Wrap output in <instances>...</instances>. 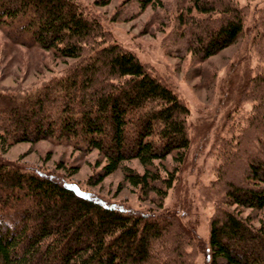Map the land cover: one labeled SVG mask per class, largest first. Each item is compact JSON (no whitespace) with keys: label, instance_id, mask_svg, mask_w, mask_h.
<instances>
[{"label":"trees","instance_id":"16d2710c","mask_svg":"<svg viewBox=\"0 0 264 264\" xmlns=\"http://www.w3.org/2000/svg\"><path fill=\"white\" fill-rule=\"evenodd\" d=\"M192 2L207 10L200 0ZM223 6L225 14L196 38L194 48L203 58L243 30L240 8L229 0ZM4 24L27 35L28 44L77 62L35 92L0 89L1 141L48 138L84 151L96 148L105 163L94 182L137 158L145 171L122 166L125 180L155 193L164 192L156 180L171 186L172 177L160 179L157 168L150 170L154 160L187 148L188 109L166 84L132 52L103 43L99 22L76 0H0ZM256 131L264 132V125ZM237 174L225 181L224 202L264 208V149L257 144ZM52 176L0 159V264H164L157 243L168 229L161 221L159 226L161 214L126 210ZM209 230L211 264H264V216L255 226L248 217L222 210Z\"/></svg>","mask_w":264,"mask_h":264},{"label":"rangeland","instance_id":"374dc122","mask_svg":"<svg viewBox=\"0 0 264 264\" xmlns=\"http://www.w3.org/2000/svg\"><path fill=\"white\" fill-rule=\"evenodd\" d=\"M76 1L99 22L103 43L132 52L188 109L187 148L154 160L150 170L157 168L160 179L172 177L171 186L156 180L164 192L155 193L125 180L122 166L145 171L137 158L122 161L94 182L105 163L98 149L84 151L48 138L14 144L0 140V159L45 171L126 210L161 214L159 226L162 222L168 229L165 240L157 243L163 263L211 264L208 240L214 215L229 209L255 226L264 216V208L223 200L225 181L241 175L257 144L264 149V132H254L264 125V0H229L242 12L243 30L232 43L204 58L195 50L196 38L225 14L224 0H200V7L211 11L194 8L192 0H152L146 6L142 0ZM24 40L27 35L0 25L1 90L35 92L77 62Z\"/></svg>","mask_w":264,"mask_h":264},{"label":"bare ground","instance_id":"6f19581e","mask_svg":"<svg viewBox=\"0 0 264 264\" xmlns=\"http://www.w3.org/2000/svg\"><path fill=\"white\" fill-rule=\"evenodd\" d=\"M104 27H105V26H104ZM220 87H221V86H220ZM220 91H221V89H220ZM232 105H233V104H232ZM232 105H231V106H232ZM230 108H231V107H230ZM226 112H227V111H226ZM225 117H227V116H225ZM227 121H228V120H227ZM232 126H233V125H232ZM230 133H232V132H230ZM187 151H188V150H187ZM178 188H179V187H178Z\"/></svg>","mask_w":264,"mask_h":264}]
</instances>
